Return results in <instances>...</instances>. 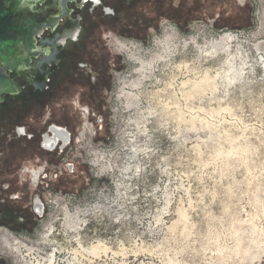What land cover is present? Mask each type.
<instances>
[{
	"label": "rangeland",
	"instance_id": "374dc122",
	"mask_svg": "<svg viewBox=\"0 0 264 264\" xmlns=\"http://www.w3.org/2000/svg\"><path fill=\"white\" fill-rule=\"evenodd\" d=\"M168 25L163 52L152 36ZM80 38L44 94L16 101L34 137L4 143L0 167L29 184L0 229L33 246L13 259L0 239V264H264V0H127ZM50 123L73 136L62 154L40 148ZM18 167H45L37 191Z\"/></svg>",
	"mask_w": 264,
	"mask_h": 264
},
{
	"label": "flooded vegetation",
	"instance_id": "af4514ba",
	"mask_svg": "<svg viewBox=\"0 0 264 264\" xmlns=\"http://www.w3.org/2000/svg\"><path fill=\"white\" fill-rule=\"evenodd\" d=\"M127 0H59L61 5H64L66 13L62 12V6L60 7V15L57 22L53 27H42L41 34L36 38L35 45L41 47L40 40H55L56 36L64 34V41L56 42L55 45L51 48H48L47 55L40 53L37 57L31 58V64L37 65L39 62H42L40 69L47 73V87L39 90L32 86L22 74H17L16 72H7L8 75L20 86L21 90L18 94L8 95L2 94V101H0V148L5 143H11L13 138H27L31 140L34 135L30 134L26 130L25 125L20 123H14L16 115L14 113L18 112L20 109V103L16 102L18 99L25 97L35 99L38 96L44 94L50 87V83L54 78L55 74L61 70L64 63L72 61L76 56L75 48L81 40V34L83 31L92 24V19L96 14L101 15L102 17H110L118 14L122 6L126 3ZM134 1V0H132ZM54 5V0H44L41 4L36 6V9L43 10L44 8H50ZM76 30V31H75ZM63 36V37H64ZM115 45L120 50L122 48L123 42L119 41L117 38L114 39ZM120 45V46H119ZM42 49L47 48L45 45H42ZM123 80V79H122ZM125 80V79H124ZM123 82V81H122ZM125 82V81H124ZM19 108V109H18ZM14 116V120H13ZM86 132V131H85ZM42 134V133H41ZM40 134V136H41ZM40 138V137H39ZM50 138H46V143L51 142ZM54 140V139H53ZM2 149H0V156L3 155ZM24 167L16 168L18 171H21ZM29 175L31 183L35 184L38 182L40 175L39 170L36 168H29V172H26ZM28 186V181L25 179H20L19 173L15 169L10 167H0V205H3L8 200H17L20 199L19 195L17 196L18 191H14L13 187L25 184ZM13 188V189H12ZM1 217V215H0ZM21 215L17 216V220L23 221ZM3 221L0 219V223ZM40 237V236H39ZM0 239H7L12 243V240H15V244L27 245L29 239H20L14 236H11L7 232H0ZM47 244L44 241H39L36 243L37 246ZM26 246L21 247L22 250ZM24 248V249H23ZM38 248V249H39ZM1 254L9 255L14 259V254L6 252L5 250L1 251ZM19 254V253H17Z\"/></svg>",
	"mask_w": 264,
	"mask_h": 264
},
{
	"label": "water",
	"instance_id": "95a60500",
	"mask_svg": "<svg viewBox=\"0 0 264 264\" xmlns=\"http://www.w3.org/2000/svg\"><path fill=\"white\" fill-rule=\"evenodd\" d=\"M43 1L0 0V101L2 94L15 95L21 90L7 72L24 75L36 89L47 87V73L40 69L42 62L32 65L31 58L40 53L47 55V49L53 47L56 42L64 41L65 36L58 35L51 41L40 40L41 47H47L45 49L35 45V37L41 34L42 27L54 26L61 6L62 12L67 11L59 0H54V5L50 8L36 9ZM47 147L52 148L53 142H48Z\"/></svg>",
	"mask_w": 264,
	"mask_h": 264
},
{
	"label": "built area",
	"instance_id": "2783aa9c",
	"mask_svg": "<svg viewBox=\"0 0 264 264\" xmlns=\"http://www.w3.org/2000/svg\"><path fill=\"white\" fill-rule=\"evenodd\" d=\"M79 113H80L82 120H84L86 122L89 121L90 112H89L87 107L81 106ZM100 121L102 123V121H103L102 117H100ZM46 138H50L51 139L50 141L53 142L52 148L47 147L48 143H46V141H45ZM72 142H73V136H72L71 132L68 131L67 127L50 123L46 126L45 131L41 134L40 140H39V145H40V148L45 152H57L58 151L60 154H62L65 150H67L71 146ZM109 157L111 158V155H109ZM70 163H67L66 167L68 166L69 168L70 167L73 168V162H70ZM104 168H105V166H104ZM107 168H110L109 163H108ZM22 170L24 173L29 172V168H26V167H24ZM38 170L40 172L38 182L35 184L32 183L33 189L35 191L38 190L40 178L44 179L47 176V174L45 173V171H46L45 167L44 168L39 167ZM59 174H61V171H59ZM57 175L58 174H56V176ZM41 183L44 184L45 182L41 181ZM42 199H43L42 197H40V196H38V194H36V197H35L33 204H32L33 208H31L32 212L34 213V215L38 219H42V217L44 216L43 214L45 213V210H46L45 205H46L47 200L46 199L42 200ZM57 200L58 199H55L54 202L56 203ZM2 231L7 232L6 229H4V230L0 229V232H2ZM19 238H22L21 235H19Z\"/></svg>",
	"mask_w": 264,
	"mask_h": 264
},
{
	"label": "clouds",
	"instance_id": "9594fccd",
	"mask_svg": "<svg viewBox=\"0 0 264 264\" xmlns=\"http://www.w3.org/2000/svg\"><path fill=\"white\" fill-rule=\"evenodd\" d=\"M176 39V30L173 26L168 25L162 29L160 35L153 34L152 44L154 47L167 51L172 42ZM142 46L137 42H129L120 49L121 54L129 61H139Z\"/></svg>",
	"mask_w": 264,
	"mask_h": 264
},
{
	"label": "bare ground",
	"instance_id": "6f19581e",
	"mask_svg": "<svg viewBox=\"0 0 264 264\" xmlns=\"http://www.w3.org/2000/svg\"><path fill=\"white\" fill-rule=\"evenodd\" d=\"M163 52H167V51H163ZM155 58V57H154ZM156 59H158V57H157V55H156ZM153 60V57H152V59H150L149 60V62L150 61H152ZM158 60H160V59H158ZM262 63H264V56H262V61H261ZM148 64L149 63H146V62H142L141 60H140V62H139V69H138V71L139 70H142V69H145V68H147V66H148ZM233 72V71H232ZM237 75V74H236ZM132 86H134V85H132ZM129 95V94H128ZM123 146V145H122ZM125 147V146H124ZM121 148V147H120ZM125 150V149H124ZM134 150V149H133ZM136 150V149H135ZM139 150V149H138ZM137 151V150H136ZM132 153V152H131ZM140 153V152H139ZM127 155V154H126ZM111 156H113V153H111ZM101 157V156H100ZM107 157H109V155H107L106 156V159H104V156H103V158H100L102 161H106L107 160ZM117 157V156H116ZM114 158H115V156H114ZM117 160V159H116ZM115 160V161H116ZM129 160V159H128ZM110 161V160H109ZM114 162V161H113ZM128 163V162H127ZM115 164V163H114ZM113 164V165H114ZM95 165V164H94ZM127 165V164H126ZM106 167H107V165H106ZM114 167H115V165H114ZM110 169V168H109ZM111 170V169H110ZM114 171V170H113ZM41 236H43V235H41ZM43 237H45V236H43ZM42 241H44V240H42ZM44 242H46V237H45V241ZM6 244V243H5ZM8 244V243H7ZM27 245H29V244H27ZM27 245H23L22 247H24V246H27ZM31 246H33V245H29V247H31ZM95 249V247L94 248H92V250H94ZM2 250H5L6 252H9L10 251V253H12V254H14L15 256L14 257H17L18 259L20 258L19 256L20 255H18L17 253H19L20 252V250H21V248H19V244H18V246H16V244H15V240H12V243H11V245H6V246H4V248L2 249ZM39 250V249H38ZM38 250H36V251H38ZM36 251H33V252H31V253H35ZM55 252H56V250H55V248H54V250L53 251H51V253H50V255L48 256V261L50 262L51 261V259L52 258H54L55 257ZM40 253V252H39ZM40 255V254H39ZM48 254H46L45 255V257L47 256ZM25 256V255H24ZM38 256V255H37ZM45 257H42L43 259H45ZM34 258V257H33Z\"/></svg>",
	"mask_w": 264,
	"mask_h": 264
}]
</instances>
